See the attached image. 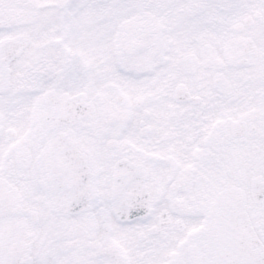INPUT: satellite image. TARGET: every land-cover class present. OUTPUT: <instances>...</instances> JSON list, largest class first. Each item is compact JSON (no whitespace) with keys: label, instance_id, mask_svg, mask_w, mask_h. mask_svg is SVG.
I'll return each mask as SVG.
<instances>
[{"label":"snow or ice","instance_id":"obj_1","mask_svg":"<svg viewBox=\"0 0 264 264\" xmlns=\"http://www.w3.org/2000/svg\"><path fill=\"white\" fill-rule=\"evenodd\" d=\"M0 264H264V0H0Z\"/></svg>","mask_w":264,"mask_h":264}]
</instances>
